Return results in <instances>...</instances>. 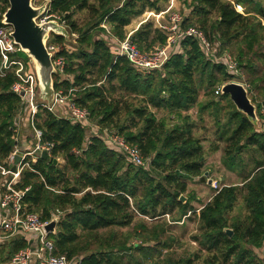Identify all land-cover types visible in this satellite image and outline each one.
Instances as JSON below:
<instances>
[{
  "label": "trees",
  "instance_id": "trees-1",
  "mask_svg": "<svg viewBox=\"0 0 264 264\" xmlns=\"http://www.w3.org/2000/svg\"><path fill=\"white\" fill-rule=\"evenodd\" d=\"M166 1H49V13L61 14L68 31L77 34L72 46L61 35L50 33L47 39V44L58 46L56 56L65 58L63 71L70 76L54 73L55 91L71 90L72 101L87 108L100 129L114 130L150 161L148 169L134 166L97 136L85 143L84 126L39 107L33 122L42 131V141L52 147L46 158L31 162L26 157L22 161L28 166L22 168L15 185L17 189L27 188L22 210L37 213L43 221L58 214L55 232L49 234L54 253L68 259L79 257L80 264H143L154 259L156 264H194L201 253H206L203 264H264V256L259 254L264 248V132L257 130L223 93L219 98L228 101L229 110L221 124L219 100L213 94L217 84L233 76L223 64L207 58L190 37L182 40L180 51L172 53L161 70L149 73L137 71L127 58L116 56L103 37L109 32L124 39V27L132 18L146 8L158 10L159 2ZM183 3L182 26H198L218 49L233 48L239 68L248 75L246 81L264 96L263 0ZM7 7V0H0V11ZM76 12L85 13L81 21L74 17ZM166 38L163 30L149 22L129 36L142 52L162 46ZM16 55L28 60L22 51ZM15 80L13 70L0 74L2 161L17 144L14 119L22 103L11 90ZM201 91L206 102L198 100ZM196 106L199 108L193 118L190 110ZM260 106L258 103V112ZM209 107L215 108L212 120L225 142L222 164L239 173L242 180L240 185L221 186L195 208L191 196H185V201L179 196L186 192L190 179L204 173L205 138L196 134V119L203 122V111ZM217 149V145L211 148ZM246 153L252 160L250 168ZM54 158H61L63 164L53 163ZM165 214L174 223L191 219V215L197 219L198 234L192 240L198 248L192 258H169L172 244L165 234L171 226ZM144 216L152 222L136 224L134 236L121 231L136 217ZM227 228L231 235L225 232ZM132 237L139 238L140 243L130 244ZM27 245L28 241L21 238L0 244V264Z\"/></svg>",
  "mask_w": 264,
  "mask_h": 264
},
{
  "label": "built area",
  "instance_id": "built-area-1",
  "mask_svg": "<svg viewBox=\"0 0 264 264\" xmlns=\"http://www.w3.org/2000/svg\"><path fill=\"white\" fill-rule=\"evenodd\" d=\"M48 4L45 9L44 18L36 21L44 23L47 19H53L67 28L61 14L49 13ZM166 14V22L161 26V30L167 36L166 42L149 52L140 51L131 42L129 37L120 40L107 32L104 38L116 56L127 58L137 71L149 73L153 70H161L170 55L180 51L182 40L185 37H190L197 42L207 58L223 64L225 71L229 75L233 76V78L241 76V69L238 66L236 57L226 51L218 52V44L210 41L204 31L198 26L190 25L183 27L182 21L184 15L181 12L173 10L168 11ZM2 19L3 12L0 11V74H3L8 69L14 71L16 80L13 82L11 90L19 96L21 103L29 109V123L36 139V145L32 150L20 154V161L15 164V171H12L11 167L14 165V157L18 151L17 147L8 155L5 161L0 159V182H2L0 189V244L13 238H21L28 241V245L16 251L5 264H80L79 257L68 259L65 255L54 253V244L52 239L49 238V234L52 232H47L45 226L53 217H56L58 220V214H53L49 220L43 221L37 213L24 212L21 201L27 188L24 190L15 188V185L20 180L22 168L28 166V162L22 163V161L26 157H29L30 161L34 162L37 158L41 157L42 151L45 150L48 154L52 147L51 143L42 141V131L34 125L33 117L38 108H46L51 112H56L59 108L64 109V112L59 113L61 117L67 118L73 123H79L86 128L85 143L89 142L91 136H97L108 149L121 154L128 163L134 166L148 169L150 160L142 156L136 145L128 143L123 136L114 130H108L107 128L100 129L90 119V112L87 108L80 107L71 101L72 99L69 96L71 90L68 93L55 91L50 103L47 101L38 103L36 101L35 75L30 68L26 69L27 66L29 67L30 60L29 58L28 60H24V58L16 55L17 52L21 51L20 47L14 42L11 35V26L2 23ZM72 35L75 36L74 33ZM46 47L51 53L55 73L70 78L63 71L65 58L63 56H56L59 49L58 46L53 43L47 44L46 41ZM222 86H218L215 89L214 93L216 95L222 94ZM261 115L260 123L262 124V128L259 131L264 132V111L261 112ZM14 120L17 126L16 119ZM212 182L211 186L216 188V181ZM198 210L196 209V212ZM164 216L168 222H173L169 220L168 214ZM146 218L151 220V218ZM178 223H182V221ZM143 264L154 263L146 261Z\"/></svg>",
  "mask_w": 264,
  "mask_h": 264
},
{
  "label": "rangeland",
  "instance_id": "rangeland-1",
  "mask_svg": "<svg viewBox=\"0 0 264 264\" xmlns=\"http://www.w3.org/2000/svg\"><path fill=\"white\" fill-rule=\"evenodd\" d=\"M182 3L181 5H184V1L187 0H181ZM264 2V0H263ZM188 3V2H187ZM31 4L33 7L35 8H39L40 11H42L40 13V15L36 18L37 21L41 20L44 18L45 16V9L46 6L48 4V0H31ZM179 11L182 14H184V9L182 7H173V9L171 11ZM85 16L84 12H76L74 17L77 18L79 21H81ZM166 15H164V18L162 19V22L165 23L166 22ZM49 20H53V19H47L45 20V22L49 21ZM57 21V20H56ZM263 21V20H262ZM58 22V21H57ZM59 25H61L58 22ZM73 33V32H72ZM71 32H69L68 37L66 39V42L68 45L72 46L75 43V40L77 38V34L74 33L75 36L72 35ZM106 36V34H105ZM70 46H68V48H70ZM218 52H222V51H226L228 53H230L232 56L236 57L233 48H226V49H221V48H217ZM149 52V51H148ZM237 59V58H236ZM29 67L27 66L26 69L30 68V70H32V72L35 75V82H36V101L38 103L40 102H46V100L41 98V85L39 83V79L37 77V73H36V67L34 62L31 60L29 61ZM63 77H66L64 75H62ZM248 78V75L244 72V70L241 71V76L238 78H233L232 80H229L228 82H238V83H242L245 87V89L247 90L248 93V97L250 98L251 102L253 103V105L255 106V113H256V118L257 121L254 123V126L257 130L262 128V124L261 122V116H259L257 113H261L262 111H264V103L262 102V99H264V96H260L258 94V92L256 90H254L250 84L248 83V81H246ZM226 82V83H228ZM225 83L222 84H217L214 88L215 89L218 86H222ZM213 94L216 96V94ZM205 93L204 91H201L199 94V101L201 102H206L205 99ZM215 98V97H214ZM255 98V100H254ZM215 100H219V104L220 106L219 108V114H220V123L222 124L225 120H226V115H227V110H229V104L228 101L226 100H221L219 98V95L216 96ZM260 103V110L259 112L257 111V104ZM198 106L193 107L190 112L193 114V118H196V112L198 110ZM210 109V111H209ZM215 110V108L213 107H209L204 109L203 114H204V121L200 122V120L196 119L197 122V131L196 134L200 137H204L205 139L202 141V145L204 147V157H205V166H204V173L199 177L196 178V180H192L188 182V186L186 189V192L183 194V196H193V200H192V204L194 207H200V205L202 203L207 202L211 196L214 194L215 190L220 188L223 185H240V181L241 176L239 173L237 172H232L228 169L225 168V166L222 164V155H223V148L225 146V142L224 140H222L221 138H219V136L217 135L218 130L220 127H217L214 123L213 119V113L212 111ZM209 111V112H208ZM210 113V114H209ZM18 118L16 119V123L18 124L17 127L18 128H22L25 132V134H27L29 130V132L33 131L32 127L30 126L29 123V117H30V112L29 109L22 104V109L19 111L18 113ZM217 130V131H216ZM28 141V140H27ZM217 145L218 149L216 151H212L211 148L213 146ZM33 147H31L30 150H32ZM244 158H245V162H247L248 167L250 168L252 166V160L251 158H249V155L246 153L244 154ZM58 159V158H57ZM201 177H203L204 179L202 180ZM210 181V182H209ZM212 181H216L215 185L216 188H214L213 186H211V183H213ZM2 187V185H1ZM186 198V197H185ZM186 199H184L183 201H185ZM142 220H144L147 223H151L152 221L146 219V218H139L136 217L133 221V223L128 226V227H124L121 228V231L125 234H127L128 236H134V226L136 224H138L139 222H141ZM170 227V230L168 233H166L165 238L171 239V249L169 251V253L171 252V254H169V258H172L173 261L176 260H184L187 257H191L192 255L196 252L198 246L197 244L192 240V236L198 234V222L197 219L195 218L194 215H191V219L185 220L182 223H178V222H168ZM138 232V231H137ZM130 244H134V243H140V239L139 238H135L132 237L130 239ZM165 252V251H163ZM206 256V253H201V256L198 260L194 261V264H203V258ZM160 260V259H159ZM148 261V260H147ZM152 261L154 264H156L155 259L154 260H149ZM146 262V261H145ZM6 263V262H5ZM3 263V264H5Z\"/></svg>",
  "mask_w": 264,
  "mask_h": 264
},
{
  "label": "water",
  "instance_id": "water-1",
  "mask_svg": "<svg viewBox=\"0 0 264 264\" xmlns=\"http://www.w3.org/2000/svg\"><path fill=\"white\" fill-rule=\"evenodd\" d=\"M8 7L3 12L2 23L12 28L14 42L19 45L20 50L33 61L36 67L37 77L41 85V98L50 103L53 99L55 89L53 85V74L55 68L52 63L51 53L47 50L46 41L50 33L62 35L67 39L69 31L66 27L59 25L56 20L39 23L36 18L42 11L31 4V0H7ZM222 93L227 94L236 109L246 115L253 124L257 121L255 106L248 97L245 87L238 82H228L222 86ZM72 101V100H71ZM41 157L46 158L47 152H41ZM20 161V156L14 157V165ZM57 163V158L53 159ZM203 180L204 178L201 177ZM210 182V181H209ZM186 199L182 194L179 200ZM57 218L53 217L45 226L47 232H55ZM228 235L231 229H225Z\"/></svg>",
  "mask_w": 264,
  "mask_h": 264
},
{
  "label": "crops",
  "instance_id": "crops-1",
  "mask_svg": "<svg viewBox=\"0 0 264 264\" xmlns=\"http://www.w3.org/2000/svg\"><path fill=\"white\" fill-rule=\"evenodd\" d=\"M189 1L190 0H187L188 3H189ZM181 3H182L181 0H168L166 2H159V9L158 10H155L154 8H146L142 14L132 18L131 22L124 27L125 32H126V37H129L141 25L148 23V22L151 23L154 27L161 29V26L163 24L162 19L164 18V15H166V13L168 11H171L173 9V7L178 8L180 6L184 9V5H181ZM237 10L242 12V9L239 6L237 7ZM263 23H264V20H263ZM104 36H105V34H103V37ZM62 112H64V109H62V108H59L57 110L58 114L62 113ZM26 131H28L27 134H25V132L22 128L20 129L17 127V132H16L17 144H16V147L18 150L17 151L18 154L16 152V155L20 156V154L22 152L29 151L31 149V147H34L36 145V139H35L34 132L33 131L29 132V130H27V129H26ZM57 163L63 164V160L61 158H58ZM196 178H199V177H194V178L190 179L189 181H192V180L195 181ZM188 182H187V186H188ZM1 185H2V182H0V189H1ZM192 200H193V196L191 197V204H192ZM200 207H201V205H200ZM195 208H197V207H195ZM259 254H262L264 256V248L263 247L261 249H259Z\"/></svg>",
  "mask_w": 264,
  "mask_h": 264
}]
</instances>
